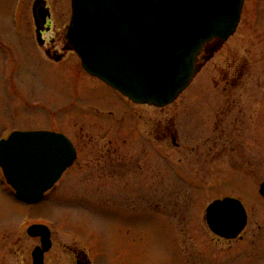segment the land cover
<instances>
[{
    "label": "rangeland",
    "instance_id": "rangeland-1",
    "mask_svg": "<svg viewBox=\"0 0 264 264\" xmlns=\"http://www.w3.org/2000/svg\"><path fill=\"white\" fill-rule=\"evenodd\" d=\"M36 1L51 15L42 48ZM70 14V0H0V140L52 131L78 152L36 205L15 201L0 171V264H31L35 223L53 232L47 264H73L69 251L93 264H264V0H245L234 36L163 110L131 105L82 70ZM224 198L248 216L233 242L205 223Z\"/></svg>",
    "mask_w": 264,
    "mask_h": 264
},
{
    "label": "water",
    "instance_id": "water-1",
    "mask_svg": "<svg viewBox=\"0 0 264 264\" xmlns=\"http://www.w3.org/2000/svg\"><path fill=\"white\" fill-rule=\"evenodd\" d=\"M244 0H71L67 41L90 76L101 80L134 104L164 108L172 104L195 78L198 56L213 40L232 37ZM40 45L48 16L42 1L33 5ZM76 154L62 135L14 132L0 141V168L17 200L40 202ZM259 194L264 199V182ZM209 230L219 238L235 240L247 224L240 201H214L205 212ZM42 237L33 264H44L50 234L44 226L28 229Z\"/></svg>",
    "mask_w": 264,
    "mask_h": 264
},
{
    "label": "flooded vegetation",
    "instance_id": "flooded-vegetation-1",
    "mask_svg": "<svg viewBox=\"0 0 264 264\" xmlns=\"http://www.w3.org/2000/svg\"><path fill=\"white\" fill-rule=\"evenodd\" d=\"M50 17H51V15H50ZM49 20L50 19L47 20V24L44 27L45 30L48 29V27H49ZM42 35H43V33H42ZM219 48H220V46H219V44L217 42H212V43L206 45L205 48L202 51V54H201L202 56L199 57V61L201 59H203V60L211 59V55H213V53L215 51H217ZM199 61H198V63H199ZM219 128H220V126H217V129H219ZM163 131H164V133L162 134L163 137L169 136L170 139H171V142L172 141H174V142L178 141V131L177 130L174 129V131H168V129L165 128V130H163ZM225 132H224V129H223V133L224 134L221 137H224L225 138ZM67 138L72 142V144L74 145V148L76 150V146H75L74 142L72 141V139L69 138V137H67ZM76 154H77V158H76V161H77V159H78V152H77V150H76ZM34 225H42V224L41 223H35ZM30 239L37 242V244L33 247L32 251L30 253V256L32 257V252L34 251V249L41 247V238L40 237H37V238H30ZM50 240H51V249L44 254V264H47V257L51 253V251L53 249V246H54V242H53V232L52 231L50 232ZM218 240H221V239H218ZM221 241H224V240H221ZM224 242H228V241H224ZM231 242H233V241H231ZM68 256H69V258L71 257L73 264H93L92 261H91V259L88 257V255H86L84 253L83 254H80V253H77L76 251H69ZM31 264H32V258H31Z\"/></svg>",
    "mask_w": 264,
    "mask_h": 264
}]
</instances>
